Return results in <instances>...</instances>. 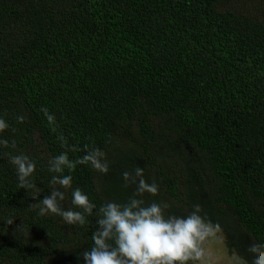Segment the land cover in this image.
<instances>
[{"label":"trees","instance_id":"16d2710c","mask_svg":"<svg viewBox=\"0 0 264 264\" xmlns=\"http://www.w3.org/2000/svg\"><path fill=\"white\" fill-rule=\"evenodd\" d=\"M0 119V264H83L96 209L134 196L165 217L198 211L244 264L264 241V0H0ZM95 149L107 172L50 170ZM138 167L157 193L125 181ZM54 187L63 209L87 193L85 225L39 214Z\"/></svg>","mask_w":264,"mask_h":264},{"label":"clouds","instance_id":"9594fccd","mask_svg":"<svg viewBox=\"0 0 264 264\" xmlns=\"http://www.w3.org/2000/svg\"><path fill=\"white\" fill-rule=\"evenodd\" d=\"M49 119H52L49 116ZM8 127L0 119V130ZM7 144V141H2ZM103 153L99 149L89 152L80 161H72L67 153H61L50 161V170L63 173L64 168L74 170L77 162L91 161L92 165L102 172L108 171V164L101 160ZM16 167L21 186L33 188L30 177L36 164L27 155L10 157ZM126 182L137 183V193H157L158 185L149 184L143 177V169L136 168L135 176L125 172ZM71 175L53 176L52 183L63 188H71ZM65 192L53 188L49 195L41 198L39 214L51 212L63 218L68 224L87 223L88 216L93 215L96 205L80 188L72 191V204L83 211L63 209L60 201L64 200ZM98 227L93 233V245L82 254L83 264H186L189 260L199 259L203 255L201 243L214 233L210 222L193 211L188 216L165 217L159 203L145 205L143 199L132 197L127 204L110 201L96 209ZM109 241H114L109 243ZM246 247L252 249L248 264H264V241L249 240ZM259 249V250H257ZM78 255V259L80 258Z\"/></svg>","mask_w":264,"mask_h":264},{"label":"rangeland","instance_id":"374dc122","mask_svg":"<svg viewBox=\"0 0 264 264\" xmlns=\"http://www.w3.org/2000/svg\"><path fill=\"white\" fill-rule=\"evenodd\" d=\"M213 229L214 233L200 245L202 257L191 260L190 264H244L237 254L228 252L221 230L216 227Z\"/></svg>","mask_w":264,"mask_h":264}]
</instances>
